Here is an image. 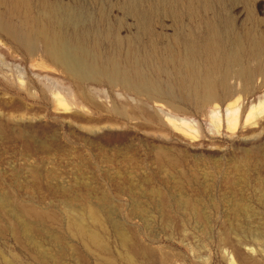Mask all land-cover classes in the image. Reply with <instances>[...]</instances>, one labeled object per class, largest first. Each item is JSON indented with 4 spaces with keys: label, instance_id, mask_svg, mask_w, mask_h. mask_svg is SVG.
I'll list each match as a JSON object with an SVG mask.
<instances>
[{
    "label": "rangeland",
    "instance_id": "rangeland-1",
    "mask_svg": "<svg viewBox=\"0 0 264 264\" xmlns=\"http://www.w3.org/2000/svg\"><path fill=\"white\" fill-rule=\"evenodd\" d=\"M0 18L26 41L0 30V230L44 215L35 244L0 233V264H264V0H0ZM209 71L213 102L190 101Z\"/></svg>",
    "mask_w": 264,
    "mask_h": 264
},
{
    "label": "bare ground",
    "instance_id": "bare-ground-1",
    "mask_svg": "<svg viewBox=\"0 0 264 264\" xmlns=\"http://www.w3.org/2000/svg\"><path fill=\"white\" fill-rule=\"evenodd\" d=\"M0 30L3 31L8 37L12 38L16 42H19L20 44H23V42L26 43L24 36L19 34L17 31L12 29L11 27H9L7 24H5L1 18H0ZM40 43L43 46V52L46 55L47 59H49L53 64L58 65L59 68L61 67L70 76H73L75 78L82 79V80H87V79H96L97 77L102 76L103 73H104L103 71L101 72L99 68H97V67L93 66L92 64H90L86 59H84L81 56H78L77 54L71 52L69 49H66L65 47L60 46L59 48H57L54 45H52L51 43L47 42L45 38H41L40 39ZM32 47L33 46H31V48ZM252 57L254 58V55L251 56V58ZM120 72L121 71H119L118 69L113 70L112 73H110V75L108 76V80L110 82H112V83L119 82L122 85V87L127 89V90L143 94L144 96H146L148 98H153V100L157 99L155 97L159 96V93H158V91L155 88L149 87V85H146V84L145 85H136V84L133 85V84L130 83V81L127 78H125L124 76H121ZM188 73L189 72H187V74ZM218 73H225V72L217 71L216 74H218ZM233 73H239V72L235 71ZM191 83H192V87L193 86L194 87L191 89L190 101L191 100L192 101H196V103H198V104H205V103L208 104V103H212L213 102V100L215 98V95H214V93L211 90H209V88L214 84V75H213V73L210 72L207 75V77L205 78L204 86L206 88L205 91H207V92H205V94L203 96H199L198 88L195 86V82L192 80ZM181 95H182V93H181ZM261 106L264 107V105L261 104V102H258V106L257 107L259 108ZM195 107L197 108V106H195ZM254 107H252L249 110V112H248V114L246 116V119H248L249 117H251L253 115ZM231 113H232V116L228 117V120H229L230 125L234 126V123L237 120L236 119V113L237 112L231 110ZM2 200H3V198H2ZM1 206H2V204H1ZM15 210H17V211H15ZM15 210H14V212H17L18 213L17 216H19V219L17 220V222H15L16 225L15 226H9L8 225L4 231L5 232L6 231L9 232L12 235V237H14L15 240H17V241L18 240L20 241V239H22V240H26V241L30 242L31 244H35V242L33 241V234L35 233V231H36L35 228L37 226H34L31 222H27L24 219L25 218H35L36 220L40 221L42 218H44V215L39 213V212H37V211H35V210H33V209H28V208L22 207L21 205H20V208L15 209ZM20 218H22V220H20ZM79 219H80V217H79ZM79 219H75L74 220V225L73 226H75V228L77 229L78 234H80L82 236H88V234H90V233L85 231V229L83 228L84 226L82 225L81 220H79ZM27 220H29V219H27ZM4 231L1 229L0 233H2ZM39 233H41V232H39ZM117 236L119 238V235H117ZM89 237L90 238H88V239H91L94 242L96 241V237L94 235L90 234ZM54 240L58 241V238H54ZM60 241H62V240H60ZM125 241H126L125 239H122L123 243ZM94 244H97V243H94ZM44 258H45L44 256H40V255H38V257L36 255V257H35L37 263H39V264H41L40 261L42 263H44ZM240 260H241L242 263H245V264L249 263L248 261H244L242 259H240ZM4 261H6V260H4ZM2 264H14V263L13 262H7V263H2ZM53 264H56V263H53ZM255 264H257V263H255Z\"/></svg>",
    "mask_w": 264,
    "mask_h": 264
}]
</instances>
